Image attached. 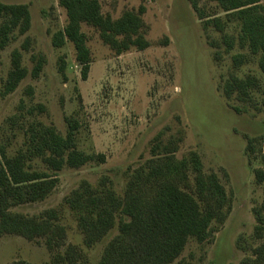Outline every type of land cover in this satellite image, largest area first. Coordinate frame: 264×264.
<instances>
[{"label": "rangeland", "instance_id": "1", "mask_svg": "<svg viewBox=\"0 0 264 264\" xmlns=\"http://www.w3.org/2000/svg\"><path fill=\"white\" fill-rule=\"evenodd\" d=\"M102 13L119 19L127 11L146 8L144 37L150 43L144 51L133 49L122 55L103 43L99 32L86 24L92 64L88 79L81 76L76 50L71 42L55 48V33L68 18L59 0H0L5 4H26L32 25L24 36L0 52V89L11 69L14 50L23 54V66L34 67L33 55H43L46 64L38 79L29 74L18 89L0 98V145L12 157L24 149L26 131L36 125L68 133L67 117L79 123L78 148L88 154H104L106 163H90L80 169L57 173L59 186L44 202L15 210L32 216L56 208L84 180L97 185L108 177L122 193L126 175L151 158L157 135L165 141L179 140L178 158L196 151L204 170L217 173L232 198V210L224 224L213 223L205 242L189 239L173 264H240L261 241L255 234L254 209L263 202V185L256 171H264V105L260 95L244 101L237 94L227 96L233 77L253 75L264 86L258 57L239 44L229 53L221 36L206 31L188 0H99ZM264 3V1H263ZM29 38V51L22 44ZM218 44L213 48L211 43ZM219 52L218 59L215 53ZM243 55L236 66L234 57ZM66 62L65 76L60 61ZM32 89V94H29ZM45 108L44 112L37 110ZM256 138L255 153L248 150ZM31 170L49 173L40 159L28 162ZM68 243L84 248L76 223L69 217ZM114 230L103 242L87 250L90 264H97ZM85 249V248H84ZM52 254L44 241L30 242L18 236L0 237V264L25 260L50 264Z\"/></svg>", "mask_w": 264, "mask_h": 264}, {"label": "trees", "instance_id": "2", "mask_svg": "<svg viewBox=\"0 0 264 264\" xmlns=\"http://www.w3.org/2000/svg\"><path fill=\"white\" fill-rule=\"evenodd\" d=\"M206 31L213 29L221 36L226 52L237 44L258 57L264 74V0H188ZM68 23L53 36V46L63 48L71 42L81 76L88 79L92 58L83 24L95 28L101 40L116 55L133 49L144 51L150 43L144 37L143 16L146 8L127 11L119 19L105 16L99 0H59ZM32 25V15L26 4L0 3V52L15 39L26 35ZM213 48L218 44L211 43ZM31 41L25 39L22 50L29 51ZM218 59L219 52L215 53ZM245 57H234L236 66ZM34 67L23 66V54L14 50L11 69L0 89V98L14 93L30 74L38 79L46 64L43 55H33ZM65 76L66 62L60 61ZM30 89L29 94H32ZM225 92L237 94L244 101L260 95L264 105V86L259 78L247 75L233 77ZM37 110L45 111L43 106ZM68 133L62 136L54 127L36 125L26 131L24 149L10 157L0 145V237L18 236L27 241H44L52 254L50 264H90L87 250L103 242L114 230L117 234L106 244L97 264H173L183 253L189 239L202 243L211 236L213 223L224 224L232 210V198L217 173L204 170L196 151L178 158L179 140L165 141L160 133L153 141L151 158L126 175L122 193L108 177L97 185L84 180L56 208L37 215H26L15 209L44 202L59 186L57 173L65 168L80 169L90 163L104 164V154H88L78 148L79 123L66 118ZM256 138L249 139L248 150L255 153ZM40 159L49 173L31 170L28 162ZM263 185L264 171H256ZM255 234L261 243L252 247L250 256L240 264H264V196L254 209ZM76 223L84 248L68 243L66 220ZM11 264H33L25 260Z\"/></svg>", "mask_w": 264, "mask_h": 264}]
</instances>
